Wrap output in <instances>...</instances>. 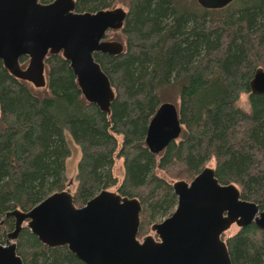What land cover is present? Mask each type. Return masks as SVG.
I'll return each mask as SVG.
<instances>
[{"label": "trees", "instance_id": "16d2710c", "mask_svg": "<svg viewBox=\"0 0 264 264\" xmlns=\"http://www.w3.org/2000/svg\"><path fill=\"white\" fill-rule=\"evenodd\" d=\"M74 1L76 12L126 8L122 28L107 33L119 37L123 51L94 54L115 97L109 113L85 101L61 53L44 59L42 92L0 60V242L13 229L7 211H27L52 192L68 190L66 133L81 152L74 205L116 186L112 166L115 156L122 158L124 176L115 192L139 200L138 235L173 211V181H190L211 159L221 184H235L242 199L264 210V94L249 88L255 70L264 69V0L215 6L199 0ZM26 61L19 58L21 66ZM170 88L178 97L181 133L154 154L145 145L146 129ZM241 94L247 110L237 103ZM225 241L232 264H264V231L254 224ZM16 253L24 264H84L66 245L47 246L26 227Z\"/></svg>", "mask_w": 264, "mask_h": 264}, {"label": "water", "instance_id": "95a60500", "mask_svg": "<svg viewBox=\"0 0 264 264\" xmlns=\"http://www.w3.org/2000/svg\"><path fill=\"white\" fill-rule=\"evenodd\" d=\"M199 1L205 6L227 2ZM74 6V0H0V60L14 77L42 88L46 55L61 53L85 101L109 113L114 90L94 54L123 51L121 42L106 36L122 28L127 11L117 6L76 12ZM22 56L27 57L25 66L19 62ZM249 88L264 94V69L255 70ZM180 133L177 107L164 101L148 123L145 145L157 154ZM172 190L177 198L174 210L150 226L157 239L150 234L137 237L139 200L110 190L79 207L70 191L61 190L27 211H7L4 217H12L14 224L0 242V264H24L16 253V239L24 227L47 246L66 245L84 264H231L222 234L232 224L264 230V210L242 199L235 184H221L212 167H203L190 181H174Z\"/></svg>", "mask_w": 264, "mask_h": 264}, {"label": "rangeland", "instance_id": "374dc122", "mask_svg": "<svg viewBox=\"0 0 264 264\" xmlns=\"http://www.w3.org/2000/svg\"><path fill=\"white\" fill-rule=\"evenodd\" d=\"M118 7H122L126 10V8L122 5H118ZM107 40H115V41H121L119 39V37L115 34L113 36H106ZM27 64V61L24 63L23 66H25ZM29 83V82H28ZM31 85V87L36 90V91H44V88H35L31 83H29ZM163 97H166L165 100H168L172 103H174L175 105L178 104V97L176 92L173 89H168L167 92L164 93ZM242 108H244L245 110H247L248 106H247V101H246V95L245 94H241L239 97V100L237 102ZM66 140L70 146V155L66 158L65 160V176H66V184H67V189L70 192H73L75 189V185H76V181H75V176H76V167H77V162L80 158V148L79 146L72 140V138L70 137V135L68 133H66ZM204 166H208V167H212L214 168L215 166V162L213 159L207 161ZM112 173L113 175L116 177L117 179V185H119L123 179L124 176V168H123V159L119 158L117 156L114 157V163L112 166ZM156 173L160 176L165 177L164 172H162L161 170H157L156 169ZM169 181H173L170 178L166 177ZM182 180V179H181ZM176 181V180H175ZM174 182V181H173ZM116 186L110 187L108 188V190L110 191H116ZM169 215V214H168ZM166 217V216H165ZM162 217L160 220L156 221L159 222L161 221L163 218ZM155 223V222H154ZM151 225H144L142 233L139 234L137 237L139 240H142V238L148 234L152 235L154 238L157 239V236L155 235L154 232L151 231L150 229ZM238 230V227L235 224H232L223 234H222V238L225 240L226 237H229L233 234H235V232ZM257 237V235H256ZM256 239V238H255Z\"/></svg>", "mask_w": 264, "mask_h": 264}, {"label": "flooded vegetation", "instance_id": "af4514ba", "mask_svg": "<svg viewBox=\"0 0 264 264\" xmlns=\"http://www.w3.org/2000/svg\"><path fill=\"white\" fill-rule=\"evenodd\" d=\"M175 206H176V205H175ZM174 208H175V207H174ZM173 210H174V209H173ZM171 213H172V212H171ZM171 213H170V214H171ZM170 214H169V215H170ZM169 215H167V216H169ZM167 216H166V217H167ZM151 225H152V224H151ZM250 225H251V224H250ZM240 228H242V227H238V230H239ZM258 229H259V228H258ZM238 230H237V231H238ZM259 230L264 231V230H262V229H259ZM237 231H236V232H237ZM236 232H235V233H236ZM137 236H138V233H137ZM221 238H222V236H221ZM222 239H223V238H222ZM223 240H224V239H223ZM224 242H226V241L224 240ZM225 244H226V243H225ZM226 247H227V246H226ZM227 250H228V249H227ZM228 252H229V251H228ZM229 256H230V255H229ZM231 264H232V262H231Z\"/></svg>", "mask_w": 264, "mask_h": 264}, {"label": "bare ground", "instance_id": "6f19581e", "mask_svg": "<svg viewBox=\"0 0 264 264\" xmlns=\"http://www.w3.org/2000/svg\"><path fill=\"white\" fill-rule=\"evenodd\" d=\"M163 102H164V101H163ZM168 102H170V101H168ZM161 103H162V102H161ZM159 105H160V104H159ZM159 105H158V106H159ZM157 108H158V107H157ZM154 113H155V112H154Z\"/></svg>", "mask_w": 264, "mask_h": 264}]
</instances>
